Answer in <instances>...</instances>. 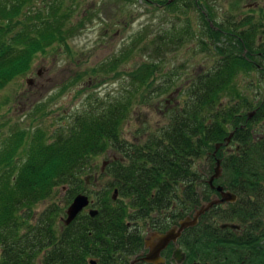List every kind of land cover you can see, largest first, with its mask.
Segmentation results:
<instances>
[{
	"label": "trees",
	"instance_id": "obj_1",
	"mask_svg": "<svg viewBox=\"0 0 264 264\" xmlns=\"http://www.w3.org/2000/svg\"><path fill=\"white\" fill-rule=\"evenodd\" d=\"M178 1L157 3L172 8ZM190 6L200 10V41L214 63L191 74L177 98L163 100L156 110L161 121L143 122L131 141L123 137L137 107L159 102L177 85L178 73L165 72L162 58H150L124 71L128 86L122 93L95 98L54 135L37 129L5 140L0 264H131L143 251V230L168 231L212 201L209 177L218 162L222 173L215 184L237 201L221 212L212 206L182 231L179 244L202 264H264V98L250 101L236 83L240 75L264 71V13L218 22L203 1ZM73 16L67 0H0V90L26 75L37 55L54 45L69 48L83 27ZM137 43L90 72L116 71ZM158 47L154 54L161 57ZM140 50L149 54L148 45ZM101 155L107 158L97 168ZM60 188L67 189L65 206L53 201L36 212ZM78 194L91 203L66 225L65 208ZM90 209L97 214L90 216ZM226 221L238 224L241 235L219 234Z\"/></svg>",
	"mask_w": 264,
	"mask_h": 264
},
{
	"label": "rangeland",
	"instance_id": "obj_2",
	"mask_svg": "<svg viewBox=\"0 0 264 264\" xmlns=\"http://www.w3.org/2000/svg\"><path fill=\"white\" fill-rule=\"evenodd\" d=\"M157 1L67 0L74 8L72 21L76 25L82 22V30L69 41L68 49L54 45L44 54L37 55L26 75L0 90V149L5 140L18 131L32 133L41 129L47 135H54L67 127L76 115L95 104V98L96 101L111 99L122 93L128 86L124 71L132 70L150 58H162L165 72H177V85L171 87L159 102L155 99L137 107L123 125V137L131 141L143 122L155 125L161 121L156 110L163 100L170 96L177 98L185 80L191 74L206 70L214 59L201 44L202 34L198 32V27L202 28L201 14L196 6H190L192 0H179L172 8ZM201 1L211 7L218 22L241 21L245 14L255 13L258 17L260 10L264 13V0ZM185 3L189 8L183 7ZM134 40L138 41L137 50L116 71L100 72L98 76L90 72L118 55L122 56L123 50ZM147 45L149 54L140 50ZM158 46L161 48L158 51L165 53L161 57L154 54ZM236 83L240 91L248 93L250 101L256 103L264 98V71L240 75ZM106 158L107 155H101L96 159L97 168H101ZM198 167L204 169V161L198 162ZM217 171L221 173L220 167ZM66 193L67 189L60 188L54 199L39 204L36 212L53 201L64 207ZM143 231L144 238L152 237L149 231Z\"/></svg>",
	"mask_w": 264,
	"mask_h": 264
},
{
	"label": "flooded vegetation",
	"instance_id": "obj_3",
	"mask_svg": "<svg viewBox=\"0 0 264 264\" xmlns=\"http://www.w3.org/2000/svg\"><path fill=\"white\" fill-rule=\"evenodd\" d=\"M216 169H215V173L211 176V177H215L213 182H212V186H211V189L214 191V194L211 196V199L214 202H219L220 200H222L223 196L221 195V193L219 191H217L218 187H221L223 192L230 193L233 195H235V194L233 192L229 191L227 189V187H223L219 183L215 184V182L221 178V173H222V172L217 173L218 171H216ZM220 170H221V168H220ZM263 193H264V191H263ZM235 196H236V199L233 202L232 201H223V202H219L218 204H215V205H219L220 212L223 210H227V209H229L230 204H234L237 201V195H235ZM204 206H202L201 208H203ZM231 226H235L236 228H232ZM173 227H178V226H173ZM221 228H222V231H220L219 234L220 233L221 234L230 233V231H232V232L236 233V235H238V236L241 235L242 228L238 224H235L234 222L233 223L228 222V221L223 222V223H221ZM147 231H149V234H151L152 237L150 239L144 238L143 251L141 253H139L135 257V259L132 261V262H135V264H156L154 262L145 261L144 258L146 257V255H148L151 251H153L155 249L153 245L158 242V236L167 232V231L159 232L158 230H151V229H147ZM179 239H180V237L176 241L170 242L164 249H162L160 251L159 257L155 258V260L158 261L157 264H202L197 259V257L188 255L187 247L181 246V244H179ZM217 250H219V248H217ZM217 257H219V256L217 255ZM226 257L227 256L224 257L225 260H226ZM190 260H191V262H190Z\"/></svg>",
	"mask_w": 264,
	"mask_h": 264
},
{
	"label": "water",
	"instance_id": "obj_4",
	"mask_svg": "<svg viewBox=\"0 0 264 264\" xmlns=\"http://www.w3.org/2000/svg\"><path fill=\"white\" fill-rule=\"evenodd\" d=\"M217 169L219 167V162L217 163ZM216 169V171H217ZM215 177H212L209 180V184L212 186V182L214 180ZM217 191H219L221 193L222 200H220L219 202H223V201H235L236 196L230 193H226L223 192L221 187L217 188ZM219 202H210L208 205H205L203 208H201L193 217V219H185L183 221L180 222L178 227H173L170 230H168L166 233L159 235L158 236V242L156 244H154V250L151 251L148 255H146V257L144 258L145 261L148 262H154V263H158V261L155 260V258L159 257V253L162 249H164L170 242H174L176 241L182 231L188 227H191L193 225H195L197 223V219L199 218V216H201L203 213H205L206 211H208L212 206H214L215 204H218ZM90 199L87 195L85 194H78L75 196V198L73 199V201L71 202V204L68 206V208L66 209L65 212V218H64V223L66 225L70 224L79 214H81L85 209H87L90 205ZM89 215L90 216H95L97 214L96 211L90 209L89 210ZM232 228H236L235 226H231ZM131 264H135V262H132Z\"/></svg>",
	"mask_w": 264,
	"mask_h": 264
}]
</instances>
